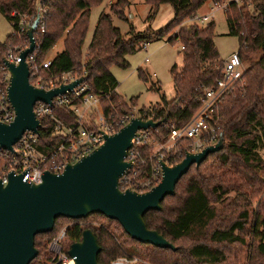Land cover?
<instances>
[{
    "label": "trees",
    "instance_id": "16d2710c",
    "mask_svg": "<svg viewBox=\"0 0 264 264\" xmlns=\"http://www.w3.org/2000/svg\"><path fill=\"white\" fill-rule=\"evenodd\" d=\"M40 1L46 13L42 22L44 32L39 28L34 34L35 43L40 46L34 54L36 63L44 62L60 40L63 46L51 59L50 68L40 75L46 79L68 72L85 74L87 83L102 98L103 105L109 103L119 108L122 102L116 94L117 82L110 67H127L125 57L136 53L152 36L130 33L129 37H124L112 26L110 16L101 14L82 62L90 10L102 0H0V13L13 29L0 44V82L4 53L9 48H28V39L19 32L18 23L22 17L35 15ZM113 1L110 13L123 19L128 0ZM144 3L155 9L162 4L173 8V19L155 34L159 38L186 19H192L206 3L213 7L225 6L227 35L238 40L237 52L244 73L242 81L223 97L220 106L224 147L209 155L198 167L191 166L177 183L175 194L163 201L160 212L151 211L144 216L146 227L163 236L176 251L140 244L131 240L117 222L92 215L89 218H97L99 225L84 227L83 223L89 218L57 219L51 233L35 237L38 255L31 264H55L48 253L41 254L37 241L46 238L48 246L63 227L67 228L65 253L81 240L84 230H91L101 248L97 257L100 264H110L123 257L133 258L140 249L144 250L141 255L149 264H241L238 254L244 249L248 251L244 264H264V2L144 0ZM213 40V21L202 27L180 26L175 37L169 39L170 44H180L182 68H171L175 99L171 102L163 99L160 105L150 107L147 114L152 121L159 122L167 116L165 125L180 127L195 113L199 90L211 86L220 77L223 65ZM54 113L59 117L64 115L62 110ZM152 132L164 141L166 131L162 125ZM48 144L41 139L43 147ZM165 161L169 165L175 163L173 159ZM60 222L69 226L59 225ZM112 225L120 232L119 236L112 231ZM247 239L251 245L247 244Z\"/></svg>",
    "mask_w": 264,
    "mask_h": 264
},
{
    "label": "water",
    "instance_id": "95a60500",
    "mask_svg": "<svg viewBox=\"0 0 264 264\" xmlns=\"http://www.w3.org/2000/svg\"><path fill=\"white\" fill-rule=\"evenodd\" d=\"M38 24V18H31L28 23L29 45L21 52L19 64L2 61L9 73L7 100L15 114L10 124L0 123V147L9 152L26 132L37 134L39 124L33 113L37 102L49 105L53 98L85 81L80 78L49 91L29 84L26 59L35 50L34 34ZM167 120V116L159 122L132 119L118 133L104 136L100 147L75 164L67 165L60 175L45 171L40 184L24 183L23 175L13 173L6 185L0 182V264H31L38 255L35 237L51 233L57 219L78 221L92 215L117 222L131 240L140 244L176 251L163 236L146 227L144 216L162 210L161 204L175 194L177 183L191 166L198 167L209 155L223 149L224 133L219 134L215 146L196 155L186 154L172 167L160 162L161 182L149 192H121L119 180L132 167L125 159L136 133L155 130ZM100 252L93 232L87 229L82 232L81 240L69 247L67 255L73 264H100L97 260Z\"/></svg>",
    "mask_w": 264,
    "mask_h": 264
},
{
    "label": "built area",
    "instance_id": "2783aa9c",
    "mask_svg": "<svg viewBox=\"0 0 264 264\" xmlns=\"http://www.w3.org/2000/svg\"><path fill=\"white\" fill-rule=\"evenodd\" d=\"M242 2V0H236ZM214 9L224 11L225 6H215ZM46 8L42 1L37 3L36 13L32 18H38L36 29L43 33L42 22ZM31 18L22 17L18 23V30L26 35ZM193 24L210 22L208 16L200 19L192 18ZM35 43L34 52L26 59L30 73L29 84L36 89L49 91L84 78L71 91H66L52 99L51 103L37 102L33 107L35 119L39 127L37 134L26 132L12 147V152L0 147V182L6 185L11 173L15 176L23 175L22 181L30 185L41 183L43 173L48 171L60 175L67 165H73L104 143V136H113L134 118L142 121L151 120L148 109L137 110L123 102L119 108L112 104L103 105L102 98L95 94L87 83L86 75L79 76L75 72L43 78L40 73L48 70L51 60L37 64L35 52L39 50ZM142 49H146L143 46ZM22 48H13L6 52L4 59L18 65ZM3 59V60H4ZM4 71L0 82V123L10 124L15 114L7 100L9 73L2 63ZM244 67L238 52L232 53L223 61L220 77L209 87L199 90L197 95L198 108L190 119L180 127L174 124H163L166 131L164 141L153 135V130L138 131L133 139V147L128 151L126 162L132 165L119 180L118 188L121 192L132 191L138 194L149 192L162 179L160 162L172 167L181 162L186 154H199L208 147L218 143L221 131L222 117L220 106L223 97L233 91L242 81ZM106 107V108H105ZM62 110L64 115L57 116L54 111ZM72 120H68L67 117ZM54 138H56L54 140ZM41 139L49 142L48 147L41 145ZM55 142V144H52ZM155 148L158 150L154 151ZM165 159L175 160L169 165ZM67 241V228L63 227L49 243V249L54 254L55 264H73L72 259L64 252ZM111 264H129L120 259Z\"/></svg>",
    "mask_w": 264,
    "mask_h": 264
},
{
    "label": "rangeland",
    "instance_id": "374dc122",
    "mask_svg": "<svg viewBox=\"0 0 264 264\" xmlns=\"http://www.w3.org/2000/svg\"><path fill=\"white\" fill-rule=\"evenodd\" d=\"M113 2V0H102L100 5L91 8L88 29L82 47V62L85 60L84 55L87 52V48L93 37L100 15H109L112 26L124 37H129L130 33H144L152 36L150 40L144 42L140 46L136 53L125 57L127 67H110V73L117 82L116 94L121 98V102L129 104L128 106H131L132 108L136 107L137 110H142L160 105L163 99L167 102L173 101L176 95L170 70L173 66L176 67L177 70L182 68V52L179 42L170 44L169 39L175 37L180 26L187 27L193 25L192 22L194 19H186L179 27L173 29L168 35L159 38L155 34L165 28L174 17V11L171 5L162 4L155 9L152 6L146 5L144 0H128V4L123 10V19H120L110 13V5ZM203 16H208L210 21H213L214 23L213 41L215 49L218 53L219 59L224 61L232 53L238 51V40L235 37H229L227 35L226 17L223 10L214 9L213 5L206 3L197 12L195 19H200ZM196 23L197 26L202 27L208 22L200 23L199 21H196ZM12 32V26L0 13V44H3ZM143 46H146V49H142ZM10 49L12 48H9L7 51ZM62 49L63 46L60 40L53 50L48 53L45 60L53 59L62 51ZM156 150H158V148L154 149V151ZM262 197L264 201V194ZM262 213L259 215L263 216ZM250 219H252V217H250ZM65 224L69 226V223L62 222H60L59 225L63 226ZM99 224L100 222L97 218H89L83 223V226H97ZM112 231L116 233L117 236L120 235V232L113 225ZM46 240V238H39L37 241V243L41 245V254L47 255L48 253L49 258H54V254L50 251L49 245L47 246ZM247 240V244L251 245L249 239ZM141 251L144 250H138L133 258L123 257L112 262L125 259L129 264H149L144 260ZM132 252L134 251L132 250ZM247 256L248 251L244 249L242 253L238 254L239 262L244 264Z\"/></svg>",
    "mask_w": 264,
    "mask_h": 264
},
{
    "label": "bare ground",
    "instance_id": "6f19581e",
    "mask_svg": "<svg viewBox=\"0 0 264 264\" xmlns=\"http://www.w3.org/2000/svg\"><path fill=\"white\" fill-rule=\"evenodd\" d=\"M72 264V263H71Z\"/></svg>",
    "mask_w": 264,
    "mask_h": 264
}]
</instances>
